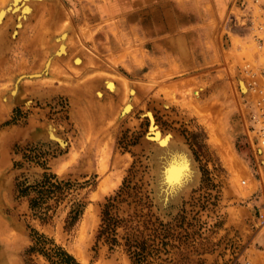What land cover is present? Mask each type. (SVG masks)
<instances>
[{
	"label": "rangeland",
	"instance_id": "obj_1",
	"mask_svg": "<svg viewBox=\"0 0 264 264\" xmlns=\"http://www.w3.org/2000/svg\"><path fill=\"white\" fill-rule=\"evenodd\" d=\"M3 11L0 264H51L55 247L74 264H264V150L238 85L259 65L264 0H0ZM147 110L198 168L168 200Z\"/></svg>",
	"mask_w": 264,
	"mask_h": 264
},
{
	"label": "bare ground",
	"instance_id": "obj_2",
	"mask_svg": "<svg viewBox=\"0 0 264 264\" xmlns=\"http://www.w3.org/2000/svg\"><path fill=\"white\" fill-rule=\"evenodd\" d=\"M20 1L21 0H14V3L18 4ZM5 16H6V12L3 11L0 15V22H2L3 18H5ZM61 49L65 51V46L62 47ZM58 54H60V53H58ZM77 62H80V59H77ZM238 64H240V63H238ZM244 81L245 80H242L241 78H239V81H238V85H239L240 91L242 93L247 92V85L245 83L246 81L245 82ZM106 82H107L106 87H108V89L111 92L115 93L117 90H119V89H117L118 87L116 88V84L114 83V81L112 79L108 80ZM195 92H193V94ZM116 94H119L118 91ZM165 105L167 106L168 103H165ZM130 109H131V106L128 105L125 108V113L130 111ZM144 115L148 117L149 128L146 132L145 139L143 141H145L146 144L148 143V146L152 148L151 152L153 155L152 157H153V162H154L155 174H156L157 180H158V186L160 189L164 190L165 200L166 199L168 200V198H170V197L175 198L176 196L173 195L175 192L177 194V192H179L178 190L185 188V187L188 188L190 185L195 184L194 180L198 174L197 164L195 163V161L193 159L192 153H190L187 145L182 140L175 137L174 134H173L174 135L173 136L169 132H164L163 129L160 128V126L157 124V122L155 120L153 111L147 110V112ZM216 131H218V130H216ZM216 141L218 143L219 139ZM226 143L224 146H226ZM215 144H216V142H215ZM220 146H222V145H220ZM222 148H223V146H222ZM261 151H262V149H261ZM229 155H231V152ZM225 156H227V155H225ZM231 157L233 158V156H231ZM228 165H230V164H228ZM195 168H197V170ZM186 190H188V189H186Z\"/></svg>",
	"mask_w": 264,
	"mask_h": 264
},
{
	"label": "built area",
	"instance_id": "obj_3",
	"mask_svg": "<svg viewBox=\"0 0 264 264\" xmlns=\"http://www.w3.org/2000/svg\"><path fill=\"white\" fill-rule=\"evenodd\" d=\"M253 31L258 34L255 38V44L259 50V65L244 66V73L248 77L247 91L252 96L251 106L248 112L250 130L259 140V145L264 150V21L251 25ZM242 184L245 180L241 181ZM258 224L264 230V207L259 210Z\"/></svg>",
	"mask_w": 264,
	"mask_h": 264
},
{
	"label": "trees",
	"instance_id": "obj_4",
	"mask_svg": "<svg viewBox=\"0 0 264 264\" xmlns=\"http://www.w3.org/2000/svg\"><path fill=\"white\" fill-rule=\"evenodd\" d=\"M53 250V254L50 255L56 257V260L51 261V264H74L73 257L64 252L60 247H55Z\"/></svg>",
	"mask_w": 264,
	"mask_h": 264
}]
</instances>
